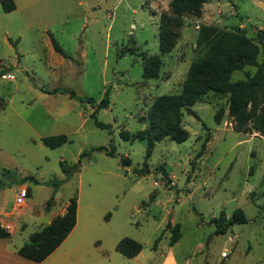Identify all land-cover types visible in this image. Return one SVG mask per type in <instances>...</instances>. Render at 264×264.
<instances>
[{
    "label": "rangeland",
    "instance_id": "374dc122",
    "mask_svg": "<svg viewBox=\"0 0 264 264\" xmlns=\"http://www.w3.org/2000/svg\"><path fill=\"white\" fill-rule=\"evenodd\" d=\"M14 2L10 12L0 6V219L14 228L13 243L49 223L68 197L84 202L95 195L109 198L119 210L137 207L129 211L126 233L131 236L126 237L142 245L153 246L158 236L157 244H169L178 223L179 258L187 250L195 254V264H264V136L232 129L226 97L209 93L195 102L190 108L197 117L183 110L187 139L155 142L147 174L134 172L144 162V141L119 136L147 127L155 97L181 91L196 56L200 24L244 29L260 46L262 60L264 0H209L199 16H177L170 0ZM162 13L178 36L161 55L158 77L144 79L139 53H159ZM50 36L66 56L54 50ZM128 49L134 52L122 53ZM254 70L245 66L231 80ZM106 92L108 105L92 117ZM95 119L109 128H99ZM57 134L68 140L54 148L42 143V137ZM96 147L113 154L92 150ZM83 151L90 154L80 158ZM122 158L129 164L122 165ZM63 162L76 164L77 170L55 190L46 183L65 177ZM27 176L38 183L23 180ZM19 187L27 197L16 205ZM237 208L247 221L213 234L210 221L221 211L227 219ZM108 213L113 210L104 217Z\"/></svg>",
    "mask_w": 264,
    "mask_h": 264
},
{
    "label": "trees",
    "instance_id": "16d2710c",
    "mask_svg": "<svg viewBox=\"0 0 264 264\" xmlns=\"http://www.w3.org/2000/svg\"><path fill=\"white\" fill-rule=\"evenodd\" d=\"M209 0H170L173 12L177 16L192 14L199 16L203 3ZM1 9L10 12L16 8L14 0H0ZM178 34L173 31L166 22V15H160L158 26V49L157 54L139 53L142 57V77L153 79L158 77L162 65L161 55L169 52L175 45ZM54 50L63 55L64 52L55 39L50 36ZM262 43V42H261ZM196 56L190 63L182 89L176 94H163L154 98L146 114L147 127L135 133H119L123 140L140 139L145 143V158L142 167L134 172L138 175L149 173L147 160L151 155L155 142L164 138L176 142L187 139L188 131L182 125L183 110L197 117V114L190 108L195 102L207 97L209 93L227 98V115L232 119V129L237 132H256L264 136V57L258 60L260 46L252 38L245 35L244 29L227 30L211 24H200L197 30L194 46ZM133 53L132 49L123 50ZM245 66L255 67L252 74L246 72V78L242 80H231L234 71L242 70ZM2 74V73H1ZM80 98V97H79ZM81 99V98H80ZM86 102L95 106L92 98L86 97ZM108 92L105 93L95 110L91 113L95 117L98 108L108 105ZM215 121H220V116L215 114ZM99 128L108 129L109 125L95 119ZM65 134L49 135L41 138L43 144L54 148L67 141ZM207 139L204 143H206ZM203 143L198 155L204 150ZM92 150H103L106 154H113L112 150L104 147H96ZM89 151H83L81 157L88 156ZM80 160V159H79ZM122 165H128L127 159H120ZM65 177L48 181L46 185L53 186L55 190L66 182L72 173L77 170L76 164L64 165L61 163ZM163 175H167L163 166L158 168ZM38 183L32 177H23V180ZM4 185L0 184V189ZM50 202H47L49 205ZM76 196H71L62 215H56L49 223L41 229L29 235L28 240L17 250V252L34 261L43 260L52 252L65 238L67 233L75 224ZM108 214L105 216L107 218ZM247 219L241 208L233 211L226 219L224 211H221L210 223L213 225V234L222 235L235 223L246 222ZM170 223H166L169 228ZM9 231L0 225V238L9 237ZM179 224L171 228L170 244H174L180 237ZM159 236L153 244L156 246ZM115 249L131 258L137 255L142 244L131 237H122L115 246ZM264 258V255H263Z\"/></svg>",
    "mask_w": 264,
    "mask_h": 264
},
{
    "label": "crops",
    "instance_id": "0c3cea01",
    "mask_svg": "<svg viewBox=\"0 0 264 264\" xmlns=\"http://www.w3.org/2000/svg\"><path fill=\"white\" fill-rule=\"evenodd\" d=\"M68 199L58 212L51 214L50 220L65 212ZM76 201L74 226L43 260L34 261L20 255L17 250L28 238L14 244L12 235H15V231L10 227L7 228L9 237L0 238V264H195V254L187 250L179 258L175 250L177 242L163 246L156 244L154 248L145 243L137 255L125 257L115 246L122 237L129 235L126 233L129 211L131 208L137 210V207L124 206L119 210L117 205L111 204L109 198L95 195L88 196L84 202L76 196ZM109 208L113 213H108L105 218L104 213ZM0 225L7 226L1 219Z\"/></svg>",
    "mask_w": 264,
    "mask_h": 264
},
{
    "label": "built area",
    "instance_id": "2783aa9c",
    "mask_svg": "<svg viewBox=\"0 0 264 264\" xmlns=\"http://www.w3.org/2000/svg\"><path fill=\"white\" fill-rule=\"evenodd\" d=\"M5 77L12 78L13 76L12 75H7ZM25 197H27L26 190L24 188H20L19 192H18V196L15 197V204L16 205H21L24 202ZM4 228H6V229L9 228V225H7Z\"/></svg>",
    "mask_w": 264,
    "mask_h": 264
}]
</instances>
